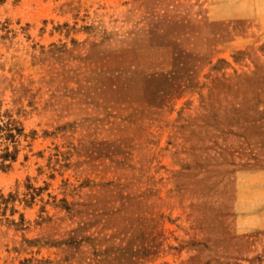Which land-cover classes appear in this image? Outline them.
<instances>
[{"label": "rangeland", "instance_id": "374dc122", "mask_svg": "<svg viewBox=\"0 0 264 264\" xmlns=\"http://www.w3.org/2000/svg\"><path fill=\"white\" fill-rule=\"evenodd\" d=\"M4 112L0 264H264V0H0Z\"/></svg>", "mask_w": 264, "mask_h": 264}, {"label": "trees", "instance_id": "16d2710c", "mask_svg": "<svg viewBox=\"0 0 264 264\" xmlns=\"http://www.w3.org/2000/svg\"><path fill=\"white\" fill-rule=\"evenodd\" d=\"M1 117L0 141H2L3 148L0 150V170H5L16 160L17 137L23 134V128L9 112H4ZM10 145H12V150H10Z\"/></svg>", "mask_w": 264, "mask_h": 264}]
</instances>
